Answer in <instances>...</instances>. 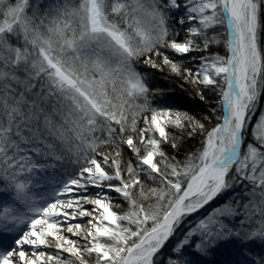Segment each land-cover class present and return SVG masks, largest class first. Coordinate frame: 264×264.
Returning <instances> with one entry per match:
<instances>
[{
  "label": "snow or ice",
  "instance_id": "6c2138e0",
  "mask_svg": "<svg viewBox=\"0 0 264 264\" xmlns=\"http://www.w3.org/2000/svg\"><path fill=\"white\" fill-rule=\"evenodd\" d=\"M0 16V264H215L204 258L224 249L230 264H264V114L248 139L264 97V0H0ZM141 62L202 102L217 93L222 122L206 130L154 104L164 90ZM184 134L203 139L178 159L165 146L178 152ZM65 160L74 170L37 199Z\"/></svg>",
  "mask_w": 264,
  "mask_h": 264
},
{
  "label": "trees",
  "instance_id": "16d2710c",
  "mask_svg": "<svg viewBox=\"0 0 264 264\" xmlns=\"http://www.w3.org/2000/svg\"><path fill=\"white\" fill-rule=\"evenodd\" d=\"M173 58L181 59L180 57L175 56ZM191 66L192 63L190 59L184 61V67L192 68ZM139 70L142 73L149 74L148 84L150 88L164 90L162 97H152V101L154 104H159L162 107H167L171 109H179L182 111H186L195 116L197 119L202 120L205 123L206 130H210L212 127L222 122V109H217V107H215L216 109H213V105H217V102L220 100V97L216 93L204 89V95L207 97V103H205L199 99L191 85L185 83L184 80H182L180 77L169 75L167 70H165L164 72H160L154 69H150L144 66L142 62L139 66ZM205 116H209L211 118L210 121L204 120L203 118ZM169 131L173 132L175 135H180V133L175 129H169ZM202 139L203 137L200 135L188 139L187 135L184 134V137L180 142V148L178 152L167 145L165 146V150L170 154H175L178 159H183V157L187 153L195 152L198 148L201 147L200 141ZM123 158L126 160L133 158L131 152L125 147L123 152ZM219 199L221 202V198ZM220 202L219 204H221ZM243 202H246V200ZM232 203L234 205L235 201L233 200ZM238 211H243L242 206L238 209ZM255 218L259 219L258 216H256ZM239 219L240 218L238 217L237 221ZM167 249L168 246L165 247V249H162L161 251L164 252L165 255H167ZM223 253H227L229 255L233 254L229 249H224L219 253L211 254L210 258L207 260L209 262L214 261L215 264H219V258L223 256Z\"/></svg>",
  "mask_w": 264,
  "mask_h": 264
},
{
  "label": "rangeland",
  "instance_id": "374dc122",
  "mask_svg": "<svg viewBox=\"0 0 264 264\" xmlns=\"http://www.w3.org/2000/svg\"><path fill=\"white\" fill-rule=\"evenodd\" d=\"M11 2H12V3H15L16 0H11ZM32 2L35 3V0H32ZM49 2H50V0H41V8L43 9L44 5H46V4L49 3ZM77 2H78V0H77ZM2 19H3V17L0 16V20H2ZM170 26H175V27H177V28L180 27V25L177 23V21H176L175 19L170 20ZM187 26H188L187 24L184 25L185 28H186ZM183 38H184V33L181 32V33H180V36L178 37V39L182 40ZM210 51H212V52H219V54H221V55H225V54H226V49L224 48L223 45L213 46V47L210 49ZM204 54H205V53L193 52V53H189V56H197V57H198V56H201V55H204ZM190 61H191V63H192V66H191V67H192V68H195V66H196V64L198 63V61H193V60H190ZM140 65H141V63H139V64L136 65L138 71H140V70H139V66H140ZM216 94H217V93H216ZM217 95H218V94H217ZM30 98H31V97H30ZM215 107H217V109L220 108L219 101L217 102V105H215V106L213 105V109H216ZM46 110H47V111H50V110H51L50 105L46 106ZM262 114H264V97L261 98V101H260V104L258 105V108H257V112H256V114H255L254 116H252V118H251V124H250L249 127H248V132H249L248 139H249V140H251V130H252V126L257 122L258 117H259L260 115H262ZM54 119H57V120H58V118H56V117H54ZM141 123H142V121H141ZM125 148L127 149L126 146H125ZM124 160L127 161L126 159H124ZM74 167H75V166L72 165V164H70L67 160L64 161V163H63V167H61L60 163L57 162V168H56V169H49V170H48L47 180H45L44 177H40V184L37 185V186L33 189V192H34V194L36 195L37 199H39L40 196H41L42 194H44V192H45V187H46L47 184H50V183L52 182L53 176L59 174L60 172H67V173L70 174V173L74 170ZM90 191L95 192V191H98V190H97V189H90ZM10 195H14V194H10ZM112 195H113L114 197H117V202H120V199H119V197H118V194L112 193ZM219 202H220V199L218 198L217 200H214L211 204H209L208 206H206V209H205V210H201V211H202V212L211 211V210L214 209L216 206L220 205ZM224 202H225V199H224V198H221V202H220V203L222 204V203H224ZM8 206H9V207H13V208H15L16 211L20 212L21 214L27 213V211H28L27 208H26L23 204H21V203H19V202H16V203H11V202H9ZM85 207L88 208V209H91L93 206H92V205H85ZM124 207L126 208L127 205L125 204ZM120 210L122 211L123 209H119L118 211H120ZM195 215L200 216L201 213H196ZM88 219H89L88 217H84V218H83V221L86 222ZM189 219H192V218L189 217ZM254 219H256V218L254 217ZM42 227H43V225L38 226V230H39L40 228H42ZM246 227H248V226H246ZM64 234L69 235V234H67L66 230H65ZM71 238H72V239H78L77 237H71ZM173 239H175V237H174ZM170 243H171V240L169 241V244H170ZM167 246H168V244H166L165 247H167ZM25 247L27 248L28 246H25ZM48 251H52V250L49 249ZM64 255L67 256L68 254L65 253ZM158 255H159V254H158ZM210 256H211V255L205 257L204 259L207 260V259L210 258ZM235 259H238V257L235 256L234 254L229 255V254H227V253H225V254L223 253V256H222L221 258H219V261H220L219 264H220V263H221V264H230V262L233 261V260H235ZM257 259H258V258H257Z\"/></svg>",
  "mask_w": 264,
  "mask_h": 264
}]
</instances>
